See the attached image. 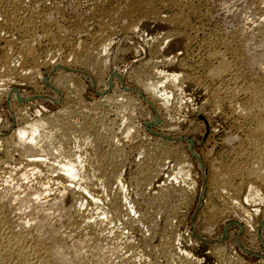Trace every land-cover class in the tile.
I'll return each mask as SVG.
<instances>
[{"label": "rangeland", "instance_id": "1", "mask_svg": "<svg viewBox=\"0 0 264 264\" xmlns=\"http://www.w3.org/2000/svg\"><path fill=\"white\" fill-rule=\"evenodd\" d=\"M22 2L27 10L34 11L40 18L53 15L61 29L70 34L72 44L78 41L90 43L88 37L99 30L98 22L108 19L110 13L118 9L129 10L135 7L132 18L127 21L133 22L134 28L126 30L119 23L108 34L107 44L99 49V57L105 62L100 68L93 67L94 64L90 62L87 66H64L62 62L71 47L70 50L66 47L57 51L46 44L36 48L42 62L38 71H35L37 74L30 71L31 63L28 60L15 59L16 68L23 67L28 71L27 75L32 77L24 80V76L10 73L3 79L4 82H0V189L5 186L15 188L16 185L26 188L29 184L37 189L48 188L51 199L57 193L56 183L59 180L56 181L57 173H45L47 167H57L70 153L82 154L84 157L93 146V138L89 136L80 141L81 138L77 136V142L61 141L57 136L58 129L56 131L52 128L54 131H51L48 128L51 126L46 125L41 135L45 137L44 144L52 152L40 153L45 163L38 164V172L23 181L15 173L24 169L30 158L23 154L20 147L14 146L12 140H5L27 122L52 117L56 113L62 114V117L70 115L64 119L69 120L66 122L74 127H78L84 117H94L98 134L105 137L106 143L111 141L125 155L126 162L120 171L125 207L118 208L119 211L109 208L115 187L112 184L111 187H105L102 174L99 173L86 179L90 186L89 192H92L91 196L97 203L88 196L82 210L93 225L102 222L105 233L118 244L117 251L122 250L125 257L132 256L133 264H150L153 260L157 264H264V198L257 203L245 202L247 190L244 187L236 203L237 208L245 210L249 216L247 214L243 219L230 212L220 215L221 201L213 193L211 183L213 166L227 163L230 159L224 138L234 128L235 118L230 115L227 107L214 110L203 86L197 87L185 80L189 73L201 82L205 80L195 62L199 59L207 61L213 47L223 49L219 41L222 38L224 40L242 31H252L254 24L261 18L260 10L264 7V0ZM142 2H152L151 6L157 15L155 20L143 16L139 9ZM177 17L185 21V26L168 23V18ZM3 33L5 31L0 26V38ZM188 35L193 39L185 46L183 39ZM5 48V42L0 39V56ZM180 62L186 69L176 65ZM163 71L167 75H179L180 80L174 83L172 80L163 81L158 76ZM149 78L152 81L161 80L157 91L153 93L138 83V80L146 81ZM162 95L168 98L164 107L160 102ZM67 109L76 113L64 115ZM147 151H150L148 154L157 151L161 153L159 157L163 169L150 186L138 190L136 178L142 175L138 166ZM163 186L172 189L166 201H150L159 195V189ZM146 210L150 212L149 218L142 220ZM171 210L175 212L169 223L166 220ZM143 237L151 241L150 246L142 245ZM168 240L173 247L171 251V248L166 249L169 245L165 242L168 243ZM159 246L165 247L162 249ZM162 250L166 251L163 253Z\"/></svg>", "mask_w": 264, "mask_h": 264}, {"label": "bare ground", "instance_id": "2", "mask_svg": "<svg viewBox=\"0 0 264 264\" xmlns=\"http://www.w3.org/2000/svg\"><path fill=\"white\" fill-rule=\"evenodd\" d=\"M151 5L152 2H144L139 5V9L147 19L157 17ZM134 8L129 10H125V8L118 9L112 14L110 13L108 19L99 21V30L95 34L87 36L88 39H91L90 43L78 41L77 44H72L71 39H69L70 34L68 35V32L65 33L61 29L53 15L40 18L34 11L27 10L22 0H0V26L5 31L0 39H3L6 45L5 51L3 50L4 53L0 56V82H4L3 79L10 73H13V75L18 73L25 77L24 80H29L31 75H27L28 71L24 70L23 67L21 69L16 68L15 59L28 60L31 63L30 71L35 73L42 63L36 53V48L44 44L57 51L64 50L66 47H69L70 50L71 47L69 54L67 53L68 56L62 62L65 64L64 66L66 64L71 66L86 65L90 62L94 64L93 67L96 66L95 68L102 67L105 62L99 57L101 51L99 49L107 44L105 42H107L108 34L113 32L117 24L122 23L126 30L134 28L133 22H127L135 12ZM260 13L261 18L254 24L255 27L253 26L252 31H242L234 37L227 39L225 37L224 40L222 38L219 41H221L220 45L223 49H218L217 46V48L213 47L208 53L207 61L199 59L195 62L197 70H201V73L204 74L202 76L205 78L204 83L198 78H194L190 73H187L188 75L185 77L186 81L192 82L197 87L203 86V89L209 95L214 110L217 111L222 107H227L231 112L230 115L235 118V120L232 119V121H235L234 128H231V131L228 130L229 132L224 138L230 159L227 163L221 164L222 162H218L220 164L213 166V169L210 167L213 170L211 183L213 193L222 203H220L222 209H219V214L230 212L243 219L247 217V214L249 216V213L245 210L240 211L239 207L237 208L236 201L239 200L244 187L247 190L245 202L257 203L264 198V7L260 10ZM172 19L168 18V23H177L184 26L186 24L183 19H178V17ZM192 39L191 36H186L183 39L185 46L190 44ZM215 41L213 40V42ZM176 65L186 69V66L181 62ZM158 76H161L160 79L163 81L172 80L173 83L180 80L179 75H167L165 72H160ZM151 78L146 79V81L138 80V83L146 91L153 93V91H157L156 89H158L159 83L161 84V80L152 81ZM160 99L164 107L168 102V98L166 95H162ZM70 109L65 110L64 115L66 113H76ZM60 115L56 113L52 117L46 116L27 122L25 126L17 128L11 137L5 140L6 142L12 140L15 143L14 146L20 147L23 154L25 153L30 158L28 165L24 169L16 170L15 175L17 174L21 180H26L27 176L29 177V175L38 172L36 170L38 164L45 163L40 153L50 154L52 150L50 151L49 146L44 144L45 137L41 135V131L48 125L51 126H48L51 131H54L52 128L56 131L58 129L57 136L61 141L74 140V142H77V136L79 139L81 138L80 141L90 136L93 138V146L90 144L92 148L88 150L89 153L83 154L84 157L81 156L82 154L70 153L69 157L66 156L63 161L58 163L57 167L46 166L45 173H57L56 181L59 180L56 183L58 186H56L57 193L51 199L48 195L50 192L48 188L37 189L29 186V184L28 187L24 188L18 183L23 188L20 190L17 185L15 188L2 185L5 187L0 189V264H133L132 256L125 257L121 253L122 250L117 251L118 244L114 241V238L105 233L102 222L99 221L96 225H93V222L90 223L87 220L88 217L82 210L89 197L95 204L97 203L91 196L92 192L91 194L89 192L90 186L88 185L89 182L86 183V179L90 175L95 176L99 173L102 174L103 180H101L106 184L105 187L111 184L112 187H115L109 208H116L117 211L118 208L125 207V197L123 198L122 195L123 187L120 177L125 155L122 152L120 153L118 147L116 148V145L114 146L111 141L106 143L105 137L102 138L98 134V128L96 130L98 126H96L94 117L93 119L85 115L86 117H84L82 123L79 122L78 127H74L68 123L69 120L64 119L66 116L63 115L64 117H62ZM68 116L70 117V115ZM10 143L12 144V142ZM148 152L150 151H147L144 155L145 158L138 166L142 170L141 177L136 178L135 182L138 190L146 185L150 186L163 169V163L159 157L160 152L157 151L151 154H148ZM224 158L226 159V157ZM77 180L83 181V183H79ZM166 188L164 186L160 187L159 195H156L150 201H159V203L166 201L170 195L169 192L172 190ZM147 210L144 211L145 214L142 215V220L149 218L150 212ZM174 212L172 210L168 212L166 222L170 223L169 220ZM154 234L157 235L156 232ZM141 240L142 245L150 246L149 242L151 241L146 237ZM170 242L169 240L168 243L165 242L166 245H169L166 246V249L171 248L169 251L173 248ZM129 246L128 244L127 247ZM159 247L162 248V246ZM162 251L164 253L166 250ZM166 253L169 255L168 252ZM150 264L157 263L153 260Z\"/></svg>", "mask_w": 264, "mask_h": 264}]
</instances>
